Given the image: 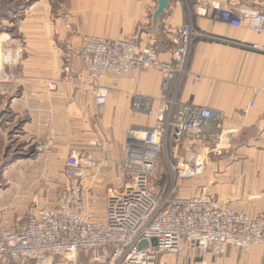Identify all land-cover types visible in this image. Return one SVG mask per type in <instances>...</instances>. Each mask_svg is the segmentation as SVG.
<instances>
[{"label":"built area","instance_id":"1","mask_svg":"<svg viewBox=\"0 0 264 264\" xmlns=\"http://www.w3.org/2000/svg\"><path fill=\"white\" fill-rule=\"evenodd\" d=\"M213 6L220 10L216 3ZM195 12L201 9L196 7ZM222 19L233 27L264 35V0L223 11ZM203 37L192 25L183 26L176 34L169 62L161 61L155 48L143 49L126 39H87L84 56L97 87L99 111L108 97V90L101 86L104 77L112 74L138 84L139 79L132 77L134 72L155 70L162 75L161 101L164 112L169 113L151 129L129 130L121 163L127 183L109 196L103 220H96L87 210L83 184L84 165L93 168L97 162L88 154L87 162H83L80 153L74 151L65 169L68 185L56 209L40 210L25 224L18 222L14 227L0 222V264H27L48 257L59 260V264H78L80 254L87 252L94 253L90 264H168L162 262L166 255L174 258V264H182L189 253L224 256L229 247L247 253L255 245H264V214L251 219L222 209L218 200L204 191L190 197L177 193L183 181L204 174L209 153L220 150L228 139L221 114L178 103L176 82L187 76L193 46ZM193 79L200 81L198 76ZM150 105V100L138 95L133 110L151 115ZM212 121L217 122V131H209ZM186 141L191 145L184 157L167 161L171 186L166 187V195L159 196L153 178L160 158L169 142L180 147ZM199 145L203 151L195 150ZM142 242L148 246L141 248Z\"/></svg>","mask_w":264,"mask_h":264},{"label":"crops","instance_id":"2","mask_svg":"<svg viewBox=\"0 0 264 264\" xmlns=\"http://www.w3.org/2000/svg\"><path fill=\"white\" fill-rule=\"evenodd\" d=\"M252 1L169 0L160 10V0H68L67 20L74 46L82 45L84 36L126 39L143 49L155 48L163 62L171 60L176 34L183 26L190 24L205 36L193 46L187 76L176 82L178 103L202 106L221 114L228 139L219 146L220 150L209 153L204 174L188 180L186 186L213 195L220 207L251 218L264 213V35L231 26L222 19V12ZM215 3L220 10L214 8ZM196 7L201 9L200 13L195 12ZM57 22L58 33L68 35L60 31L61 20ZM56 43L41 39L37 48L55 49L52 54H58ZM55 58L59 63V56ZM51 60L54 62V56ZM74 60L69 57V64L84 70L71 75L72 81L63 80L58 71L51 79L56 87L53 91L39 92L44 85L41 75L36 87L41 102L36 110L45 113L43 121L51 129L67 128L76 133L77 127L87 128V145L99 143L106 159H116L123 153L125 156L129 130L151 129L163 116L162 75L155 70L134 72L132 77L139 79L138 84L107 75L101 81V86L108 90L107 103L99 113L88 72L79 59ZM195 76L200 81L196 82ZM138 95L151 101V115L133 110ZM216 125L212 121L209 131H217ZM76 143L75 139L68 140L61 156L67 155ZM169 145L172 160L177 162L191 143ZM195 150L203 151L204 147L199 145ZM172 258L166 255L162 262L174 263ZM183 264H264V245H255L247 253L230 247L224 256L190 254Z\"/></svg>","mask_w":264,"mask_h":264},{"label":"rangeland","instance_id":"3","mask_svg":"<svg viewBox=\"0 0 264 264\" xmlns=\"http://www.w3.org/2000/svg\"><path fill=\"white\" fill-rule=\"evenodd\" d=\"M69 5L68 0H0V81H4L0 84V222L7 227H14L19 221L26 222L40 210L58 207L59 196L68 185L66 165L74 151L80 153L83 162H87V154L97 162L93 168L84 165L83 183L87 210L96 220L105 218L109 196L120 192L127 183V176L121 168L124 153L116 159H106L99 143L87 145V128L77 127L76 133L67 128L51 129L49 123L43 121L45 113L36 110L41 102L36 93L41 75L44 85L39 92L56 89L51 79L58 71L63 80H71V75L84 70V67L69 64V57L72 62L79 59L88 72L84 46L87 39L94 36L82 37L80 46L71 44L67 21ZM57 20L63 23L60 31L68 35L58 33ZM41 39L57 41L55 46L59 53L53 55L55 49L37 48ZM41 50L42 54L39 53ZM53 56L54 62L51 60ZM55 56H59V63H56ZM88 75L96 93L97 87L89 72ZM168 113L166 110L163 117ZM73 139L77 143L71 145L67 155L62 157V147ZM91 148L93 151H89ZM167 161H174L170 145L161 156L153 178L157 194L162 197L168 193L166 187L171 186ZM187 181L180 185L179 196L200 194L196 188L186 186ZM190 254L200 253H189L187 257ZM93 255V252L82 253L77 263L90 264ZM59 263V260L48 257L27 264Z\"/></svg>","mask_w":264,"mask_h":264},{"label":"water","instance_id":"4","mask_svg":"<svg viewBox=\"0 0 264 264\" xmlns=\"http://www.w3.org/2000/svg\"><path fill=\"white\" fill-rule=\"evenodd\" d=\"M168 2H169V0H160V10H163L168 5ZM146 246H148L147 242H142L140 244L141 248H145Z\"/></svg>","mask_w":264,"mask_h":264},{"label":"trees","instance_id":"5","mask_svg":"<svg viewBox=\"0 0 264 264\" xmlns=\"http://www.w3.org/2000/svg\"><path fill=\"white\" fill-rule=\"evenodd\" d=\"M164 186H167L166 183H164Z\"/></svg>","mask_w":264,"mask_h":264},{"label":"bare ground","instance_id":"6","mask_svg":"<svg viewBox=\"0 0 264 264\" xmlns=\"http://www.w3.org/2000/svg\"><path fill=\"white\" fill-rule=\"evenodd\" d=\"M109 40V39H108ZM26 223V222H25ZM25 223H23V224H25Z\"/></svg>","mask_w":264,"mask_h":264}]
</instances>
